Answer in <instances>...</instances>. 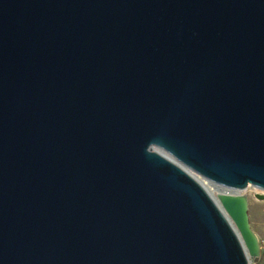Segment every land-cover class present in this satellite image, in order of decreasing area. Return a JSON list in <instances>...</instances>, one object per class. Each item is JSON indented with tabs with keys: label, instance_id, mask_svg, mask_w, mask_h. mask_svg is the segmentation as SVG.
Returning <instances> with one entry per match:
<instances>
[{
	"label": "water",
	"instance_id": "95a60500",
	"mask_svg": "<svg viewBox=\"0 0 264 264\" xmlns=\"http://www.w3.org/2000/svg\"><path fill=\"white\" fill-rule=\"evenodd\" d=\"M195 175L264 191V0H0V264L256 263Z\"/></svg>",
	"mask_w": 264,
	"mask_h": 264
},
{
	"label": "rangeland",
	"instance_id": "374dc122",
	"mask_svg": "<svg viewBox=\"0 0 264 264\" xmlns=\"http://www.w3.org/2000/svg\"><path fill=\"white\" fill-rule=\"evenodd\" d=\"M197 177L202 181V177ZM217 193L218 192H215L214 194L216 195ZM241 193H246L248 195V214L251 227L257 234L261 246L260 258L254 264H264V191L249 185L247 189L241 191ZM260 195H263V198H259Z\"/></svg>",
	"mask_w": 264,
	"mask_h": 264
},
{
	"label": "bare ground",
	"instance_id": "6f19581e",
	"mask_svg": "<svg viewBox=\"0 0 264 264\" xmlns=\"http://www.w3.org/2000/svg\"><path fill=\"white\" fill-rule=\"evenodd\" d=\"M198 175H195V177L198 179L197 177ZM200 177V176H199ZM202 181H199L202 183V185L207 189V191L212 195V196H215V192H224V193H241L240 190H237V189H230L228 187H224V186H221V185H218L216 183H213L209 180H206L205 178H201ZM260 190V189H259ZM263 191V190H261Z\"/></svg>",
	"mask_w": 264,
	"mask_h": 264
}]
</instances>
